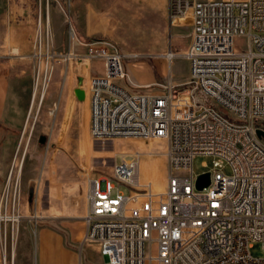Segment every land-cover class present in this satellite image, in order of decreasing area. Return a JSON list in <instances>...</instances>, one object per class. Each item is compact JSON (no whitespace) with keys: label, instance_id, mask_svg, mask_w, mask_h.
<instances>
[{"label":"built area","instance_id":"obj_1","mask_svg":"<svg viewBox=\"0 0 264 264\" xmlns=\"http://www.w3.org/2000/svg\"><path fill=\"white\" fill-rule=\"evenodd\" d=\"M189 11L182 90L170 81L160 93L136 86L124 69L125 51L108 39L88 44L87 58L103 64L90 78L93 138L165 140L170 166L162 191L141 183L138 155L89 176L83 243L103 264H264V255L251 253L256 242L264 249V136L257 132L264 131V0H168L170 17ZM45 44L53 47L50 36L37 34L34 55ZM197 155L213 157L202 189ZM12 176L13 169L0 196L6 252L8 223L23 218L16 189L11 200Z\"/></svg>","mask_w":264,"mask_h":264},{"label":"rangeland","instance_id":"obj_2","mask_svg":"<svg viewBox=\"0 0 264 264\" xmlns=\"http://www.w3.org/2000/svg\"><path fill=\"white\" fill-rule=\"evenodd\" d=\"M24 1L32 3L36 35L41 33L43 41L50 36L53 42V47L45 44L37 55L34 48L22 53L9 47L8 16L18 14L15 5ZM162 1L0 0V66L9 71L24 58L33 67L29 97L27 84L15 91L13 108L15 113L24 112L22 126L11 128L0 123V196L13 169L11 200L16 189L23 215L18 225L8 223V264H40L42 241L66 251L67 255L56 258L57 263L79 264L82 259L103 264L96 249L83 243L85 195L89 176L110 173L115 162L138 155L144 166L141 183L154 191L164 190L170 171L166 141L93 138L87 118L88 100L81 97L91 75L101 73L91 70L94 61L87 58L88 44L96 39L111 40L125 51L124 69L136 86L160 93L161 86L170 81L177 85L176 90L184 88L189 63L183 54L191 41L193 18L170 17L168 10L163 11ZM91 11L96 13L98 31L90 39H83L75 25L78 20L87 21L89 17L84 14ZM47 57L52 59L46 61ZM71 99L70 117L67 113ZM193 171L195 175L213 173V157L197 155ZM224 171L231 172L229 167ZM251 253L263 256L262 243H254ZM2 257L0 245V264Z\"/></svg>","mask_w":264,"mask_h":264},{"label":"crops","instance_id":"obj_3","mask_svg":"<svg viewBox=\"0 0 264 264\" xmlns=\"http://www.w3.org/2000/svg\"><path fill=\"white\" fill-rule=\"evenodd\" d=\"M26 4V5H24ZM32 3H27L24 1L20 5H15L14 10L18 11V14L8 16V32H10V44L9 47H16L22 53L29 52L34 46V36L36 35V19L31 11ZM161 7L164 10H168V0H163ZM86 19L78 20L76 22L77 33L83 39H90L91 36L96 34L98 29H96L97 16L94 11H91L89 15L84 14ZM13 21V22H12ZM26 60V61H24ZM18 67L11 69L9 71L3 69L0 66V123H4L6 127L19 128L22 126L24 120V112L15 113L13 108L15 100V91L18 87L27 84V96L29 97V83L32 65L28 63L27 59H19ZM17 64V63H16ZM100 66V67H98ZM91 70L97 72L101 70L103 73V64L100 61L91 62ZM92 76V75H91ZM83 101L88 100L87 105V118L90 122V81L83 89L82 93ZM24 102H27L25 99ZM73 109V99H71L70 106L67 115L72 113ZM2 175H7V172H2ZM47 241H42L41 244V261L40 264H62L60 261L57 263L58 256L67 255L66 251L58 247L54 249L52 245H46ZM56 261V262H55ZM68 264V263H66ZM69 264H77L70 263Z\"/></svg>","mask_w":264,"mask_h":264},{"label":"water","instance_id":"obj_4","mask_svg":"<svg viewBox=\"0 0 264 264\" xmlns=\"http://www.w3.org/2000/svg\"><path fill=\"white\" fill-rule=\"evenodd\" d=\"M257 132L260 136H264L263 130L259 129ZM43 140L44 139H42V141ZM209 183H210V175H209V173H205V174H201L198 176L196 186L198 189H202V188L206 187L207 185H209Z\"/></svg>","mask_w":264,"mask_h":264},{"label":"bare ground","instance_id":"obj_5","mask_svg":"<svg viewBox=\"0 0 264 264\" xmlns=\"http://www.w3.org/2000/svg\"><path fill=\"white\" fill-rule=\"evenodd\" d=\"M178 18H188L190 21L192 20V13H191V11H189V12H187L185 15H183V16H180V17H175V19H178ZM172 55L173 54H169V57H172ZM44 93H45V89L42 91V93H41V99H43V97H44ZM141 167H142V170H143V168H144V166L143 165H141ZM21 170V165L19 166V171ZM141 170V171H142ZM142 175V174H141ZM143 178V177H142ZM142 181V180H141ZM155 187V186H154ZM158 191H162L161 189H159V188H156ZM155 190V189H154ZM156 190V191H157ZM15 221H17V219H15ZM6 248H5V246H4V248H3V260L4 259H6ZM13 256H14V250H13Z\"/></svg>","mask_w":264,"mask_h":264}]
</instances>
